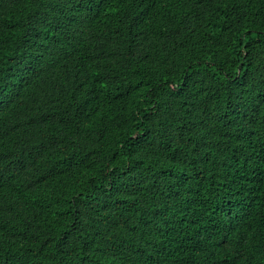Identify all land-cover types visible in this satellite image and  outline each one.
I'll return each mask as SVG.
<instances>
[{
    "label": "trees",
    "instance_id": "obj_1",
    "mask_svg": "<svg viewBox=\"0 0 264 264\" xmlns=\"http://www.w3.org/2000/svg\"><path fill=\"white\" fill-rule=\"evenodd\" d=\"M0 264H264V0H0Z\"/></svg>",
    "mask_w": 264,
    "mask_h": 264
}]
</instances>
